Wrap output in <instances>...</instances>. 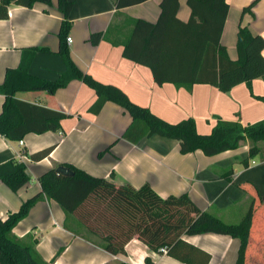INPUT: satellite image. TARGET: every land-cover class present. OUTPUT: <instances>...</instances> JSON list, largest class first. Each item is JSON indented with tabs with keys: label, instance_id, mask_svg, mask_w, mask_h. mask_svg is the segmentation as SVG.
<instances>
[{
	"label": "crops",
	"instance_id": "0c3cea01",
	"mask_svg": "<svg viewBox=\"0 0 264 264\" xmlns=\"http://www.w3.org/2000/svg\"><path fill=\"white\" fill-rule=\"evenodd\" d=\"M1 1V0H0ZM230 7L220 42L231 59L238 58L240 26H248L263 39L259 48L264 58V0H228ZM254 1L252 11L243 13ZM72 27L68 36L71 56L79 68L94 79L121 88L136 104L148 107L162 119L177 123L193 117L199 133L208 134L218 120L238 121L243 126L264 120V78L255 77L234 84L227 92L207 83L191 88L155 81L152 70L124 55V43L139 19L156 23L162 0H146L117 8L116 0H73ZM192 10L188 0H179L177 17L187 22ZM63 14L58 0L34 7L9 6V17L0 19V86L8 68L20 65L23 52L38 48L32 61L33 75L56 80L66 69L59 54V31ZM101 33L98 43L90 37ZM67 36V37H68ZM43 49V50H42ZM18 98L67 114L62 129L28 133L21 141H10L0 134V164L10 159L27 164L31 181L13 191L0 179V218L17 212L23 202L41 191L39 177L56 164L74 165L92 176L116 185L139 188L149 184L161 197L187 193L202 210L226 223H238L254 201V220L245 264L264 261V151L250 157V141L236 149L206 155L201 149L183 154L180 142L158 134L138 143L123 137L132 123L131 114L113 101L100 112L92 110L98 95L82 80H72L54 94L47 91L21 92ZM5 97L0 93V113ZM264 148V142L260 143ZM47 148L51 153L40 160L32 155ZM25 152V153H22ZM247 160V162H245ZM233 169L232 180L223 177ZM14 235L37 238L36 250L52 264H115L120 261L145 264L150 256L155 264H188L167 253L152 251L138 237L125 246V253L112 254L103 241L83 227L76 216H67L54 199L38 201L13 229ZM183 239L209 253L207 264H235L240 241L230 235L202 233ZM62 251L58 254V252ZM203 257V258H202ZM201 259H205L201 256Z\"/></svg>",
	"mask_w": 264,
	"mask_h": 264
},
{
	"label": "trees",
	"instance_id": "16d2710c",
	"mask_svg": "<svg viewBox=\"0 0 264 264\" xmlns=\"http://www.w3.org/2000/svg\"><path fill=\"white\" fill-rule=\"evenodd\" d=\"M146 0H116L122 8ZM257 1V0H256ZM245 7L243 13L252 11L255 2ZM37 3L50 5L52 0H1L0 19L9 17L11 4L34 7ZM192 10L187 22L177 17L179 0H162L161 16L156 23L139 19L130 38L124 43V55L148 66L157 83L170 82L177 87L191 88L197 83H207L227 92L241 81L251 86V80L264 78V58L259 53L263 39L254 35L248 26H240L237 38L238 58L231 59L220 39L229 11L228 0H188ZM73 0H58L63 14L59 31L60 49L66 69L56 80L33 75L30 67L38 48L24 51L20 65L8 68L0 93L4 95L0 113V134L10 141H21L28 133H44L62 129L61 121L67 114L18 98L21 92L56 90L79 79L91 86L98 98L92 107L100 112L107 101L125 108L133 120L123 134L130 142L155 134L176 139L183 154L201 149L206 155H216L236 149L242 141H250V157L262 154L264 148V120L243 126L238 121L218 120L208 134H201L196 120L188 117L171 123L154 114L148 107L134 103L119 87L105 84L83 72L73 60L67 36L72 27L70 19ZM101 33L90 40L98 43ZM43 50V49H42ZM47 148L31 157L40 160L47 157ZM25 153V152H22ZM247 162V160L245 161ZM69 168L73 174L58 172L57 167ZM233 169L223 177L232 180ZM0 179L13 191L31 181L27 164L10 159L0 164ZM41 191L23 202L17 212L0 218V264H52L46 262L36 250L37 238L22 239L14 235V227L24 219L30 209L44 198L56 200L66 215L76 216L78 222L103 241V247L112 254L125 253L126 244L135 236L156 252L167 254L188 264H207L211 255L184 239V235L219 233L240 241L235 264H245L254 220V201L238 223H226L214 214L200 209L187 193L163 198L149 184L135 188L129 184L95 177L71 164H56L39 177ZM62 249L58 252V254ZM204 256L205 259H201ZM203 258V257H202ZM115 264H131L120 261ZM145 264H155L147 256ZM257 264H264V261Z\"/></svg>",
	"mask_w": 264,
	"mask_h": 264
},
{
	"label": "water",
	"instance_id": "95a60500",
	"mask_svg": "<svg viewBox=\"0 0 264 264\" xmlns=\"http://www.w3.org/2000/svg\"><path fill=\"white\" fill-rule=\"evenodd\" d=\"M57 170H58V172L65 174V175H72L73 174V172L69 168L64 167V166L57 167Z\"/></svg>",
	"mask_w": 264,
	"mask_h": 264
},
{
	"label": "built area",
	"instance_id": "2783aa9c",
	"mask_svg": "<svg viewBox=\"0 0 264 264\" xmlns=\"http://www.w3.org/2000/svg\"><path fill=\"white\" fill-rule=\"evenodd\" d=\"M67 41H68V42H72V38H71L70 36H68V37H67ZM21 143H22V141H21ZM166 252H167V248H164V249H163V253H166Z\"/></svg>",
	"mask_w": 264,
	"mask_h": 264
}]
</instances>
